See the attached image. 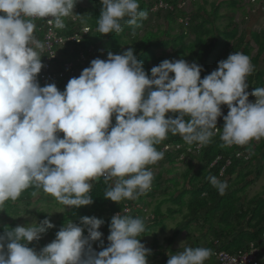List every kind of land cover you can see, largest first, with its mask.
Masks as SVG:
<instances>
[{
    "label": "clouds",
    "instance_id": "9594fccd",
    "mask_svg": "<svg viewBox=\"0 0 264 264\" xmlns=\"http://www.w3.org/2000/svg\"><path fill=\"white\" fill-rule=\"evenodd\" d=\"M76 2L0 0V207L30 187L53 197L64 211L90 206L93 182L100 179L107 186L105 200L136 201L152 187L149 166L164 158L156 146L169 134L199 146L217 133L224 147L264 139V87L248 91L254 67L242 52L229 54L201 79L203 69L196 62L165 59L149 76L134 49L109 51L63 91L54 83L41 86L37 77L46 44L35 35V21L50 18L49 24L64 29V18L79 16L73 13ZM100 4L97 31L102 35L120 33L125 24L139 28L149 15L139 0ZM208 181L225 194L226 181L216 176ZM103 224L95 216L66 221L39 251L29 245L55 227L50 219L6 228L0 233V264H147L152 253L141 243L142 218L113 215L106 247L99 231ZM94 242L102 250L95 251ZM167 255V264H205L213 251L185 246Z\"/></svg>",
    "mask_w": 264,
    "mask_h": 264
},
{
    "label": "trees",
    "instance_id": "16d2710c",
    "mask_svg": "<svg viewBox=\"0 0 264 264\" xmlns=\"http://www.w3.org/2000/svg\"><path fill=\"white\" fill-rule=\"evenodd\" d=\"M164 1L175 6L182 0ZM187 1L190 2L189 7L193 5L195 12H185L175 6L172 11L157 10L151 13L150 7L153 5V1L139 0L140 9L148 11V17L158 16L161 18L163 16L166 21L164 28L155 27L152 29L147 18L138 22L141 24L139 28H132L125 24L120 33L107 35H102L97 31V21L101 10L100 0H87V7L82 8L75 4L73 13L79 16L64 18L66 27L64 29L54 27V29L63 34L73 33L76 29L81 34V39L68 43L73 46V54L65 51L68 49L67 45L59 54V58H74L78 51H82L87 56L84 66L88 67L93 59H106L109 51L113 54H120L128 48H132L134 55L143 62L144 69L150 76L149 66L151 63L158 65L168 59L155 56V53L157 51L163 53V50L171 47L178 59L188 60L190 63L196 62L202 66L201 79H203L204 76L210 74L214 59L213 52L219 44L218 36L227 37L217 27L205 29L204 24H212L211 22L219 16L218 10L223 4L229 5L232 11L238 10L241 0L218 3L207 0ZM256 2L261 4L264 13V0H256ZM206 5L210 7L208 12L205 9ZM246 6L251 8L254 5L246 3ZM204 15L210 20L205 19ZM181 18L188 19L187 26L178 21ZM82 27L88 28L86 34H82ZM191 27L198 31L193 40L186 43L184 40L190 37ZM173 31L176 33L172 34ZM248 36L250 40L246 42H244V35L236 37L232 46L228 47L226 56L222 54L220 61L227 59L229 54L234 52H242L250 57L251 41L256 46L255 55L250 57L254 71L247 77L248 91L251 92L255 88L264 87V72L257 69L260 62L264 64V30L263 32L252 31ZM226 45L224 44V46ZM49 83L54 82L40 85L44 86ZM54 84L62 91L58 83ZM253 99L254 97H249L252 102ZM222 109V115H227V107L222 106ZM222 127L223 118L221 117L217 121V128L221 129ZM164 146H167V149L163 150ZM156 147L164 152V158L155 165L160 164L163 168L167 167L165 172L168 175L174 173L173 169L176 166H180L181 171L177 173L178 176H173L165 181L166 185H163L161 169L154 171L155 165H152L150 168L153 171L154 179L151 189L138 200L122 201L119 205L104 199L107 186L102 179L94 181L90 191L94 203L78 209H69L56 221L50 220L55 227L48 230L44 236L54 239L56 232L66 221L74 223L82 217L95 216L104 220L101 233L106 247L108 243L106 239L109 235V215L120 211L124 203H129L130 205L137 204L141 209L132 210L128 215L143 219L142 209L147 208L145 205L149 206L152 201L154 202L153 209L149 213L153 218L145 223L146 231L142 234L141 239L150 235L154 226L162 225L166 216L173 218L175 215H180V220L176 223L172 235L166 237L162 244L158 243L155 235L152 236L151 246L148 248L151 249L152 254L147 258V264H167V254L173 252V244L181 234L185 235L189 246L207 247L212 249L213 253L219 251L229 254L241 253L247 250L250 244H253L258 264H264V240L262 239L264 234V186L262 191L249 198H246L245 195L247 188L261 175L262 166H259V161H264V139L257 142L252 141L243 147L235 145L224 147L220 135L217 133L213 136L211 143L199 146L195 143L189 145L179 135L169 134L168 138ZM209 176H216L227 182L228 188L223 196L219 195L216 189L211 186L208 181ZM33 192L36 195L43 191L30 187L21 194L18 200L6 201L4 205H7L8 209L19 202L28 201L35 196ZM156 195L160 196L159 199L155 198ZM164 204L168 206L162 211L161 207ZM39 216L40 220L46 218L42 213ZM162 226L160 227L162 228ZM6 228L11 230L15 226L13 223L0 224V233H3ZM35 244L36 242H33L29 247L39 251L40 249L35 248ZM98 245L99 242L97 245L95 242L93 243V248L97 252L102 250ZM205 264H214V256L212 255Z\"/></svg>",
    "mask_w": 264,
    "mask_h": 264
},
{
    "label": "rangeland",
    "instance_id": "374dc122",
    "mask_svg": "<svg viewBox=\"0 0 264 264\" xmlns=\"http://www.w3.org/2000/svg\"><path fill=\"white\" fill-rule=\"evenodd\" d=\"M236 2L237 0H208V2ZM225 2V3H226ZM76 5L79 7H87L88 3L87 0H79L76 2ZM206 11L208 12L210 10L209 5L205 6ZM183 10V9H182ZM186 10L191 13L192 11L195 12V9L192 7H186ZM184 11V10H183ZM192 12V13H193ZM219 16L211 22L212 24H204V28H215L217 27L220 32H224L227 37L218 36L219 44L217 45V49L213 52V64L211 65V71L210 73L217 68L218 62L220 61V58L223 56H226L225 53H227L228 47L232 46L234 43V40L239 35H244V42L249 41L248 34L252 31H259L263 32L264 25L262 23V14L263 11L261 8H259V5L248 7L246 6V0H241L240 2V8L236 11H232L229 8V5L223 4L220 9L218 10ZM189 15V14H188ZM190 16V15H189ZM205 16V15H204ZM206 17V16H205ZM207 20H210V18H205ZM148 21L150 24V27L152 29L156 28H164L166 21L161 16V18L158 16H149ZM179 21V20H178ZM180 22V21H179ZM178 22V23H179ZM191 26V25H190ZM198 30L195 28V30L191 27V33L190 37L186 38L184 41L186 43L191 42ZM178 32V31H177ZM176 32L173 31L172 34H175ZM212 36L210 35V39ZM209 39V37H208ZM224 44H227L224 46ZM250 47L249 55L250 57H253L255 55L256 46L252 44L250 41ZM173 48H168L163 50V53L161 51H157L155 53V56H162L165 58H168V60H176L178 57L174 54ZM156 52V51H155ZM218 55V56H217ZM186 62L190 63V61L185 60ZM153 66H157L156 63H151L149 68L151 69ZM257 69L264 72V64L260 62ZM223 113V109H222ZM219 120V118H218ZM152 166V165H151ZM259 166H262L261 168V175L254 180V183L247 188L246 191V198L251 197L252 195L260 192L263 190L264 186V161H259ZM258 166V167H259ZM150 167V166H149ZM165 167V166H164ZM161 169L162 171V177H163V185H166V182L168 179L172 178L173 176H178L177 173L181 171L180 166H176L174 168V173L171 175H168L165 171L167 167L163 168L160 164L155 165L154 171H158ZM160 196L156 195L155 198L159 199ZM146 201H149V199H146ZM154 202H150L149 206L145 205L147 208L145 210L149 212L153 209ZM7 205H3L0 207V224L3 223H13L14 226H24L25 224H29L32 222L33 219H35L37 222L40 220V213L44 214L46 218L50 219L52 222L56 221L58 217L62 214H64L69 209H66L64 211V206L59 204L53 197L50 195L40 192L39 194H36L32 199L28 201L19 202L17 205L10 207L7 209ZM137 204L133 205V208H136ZM167 204L162 205L161 210L164 211L167 207ZM180 215H175L173 218H170L166 216V218L163 220L162 225L154 226L152 228V232L150 235H147L141 239V243L145 244L147 248L151 246L152 242V236L155 235L158 243L162 244L163 240L166 237H170L173 233V230L176 228V223L179 222ZM80 219L77 220L74 223H79ZM162 226V228L160 227ZM191 235V233H190ZM53 239H50L49 236H43L38 242L35 244L36 249H41L48 243H50ZM184 243V244H182ZM182 244V245H181ZM181 245V247H180ZM185 246H189V242H187V239H185V235L181 234L177 237L175 240L172 250L173 254L177 251H182ZM168 259V256H167Z\"/></svg>",
    "mask_w": 264,
    "mask_h": 264
},
{
    "label": "built area",
    "instance_id": "2783aa9c",
    "mask_svg": "<svg viewBox=\"0 0 264 264\" xmlns=\"http://www.w3.org/2000/svg\"><path fill=\"white\" fill-rule=\"evenodd\" d=\"M153 5L150 7V12L154 13L157 10H166V11H172L175 6L177 8L183 9L185 12H189L186 10V7L188 8L190 5V2L187 0H182L175 6L166 3L164 0H152ZM194 1V0H191ZM256 0H249L250 3H254ZM259 8L262 9L261 5H259ZM48 19H38L35 21L37 25V30L35 32V35L38 39H40L42 42H45L46 48L44 52L42 53V64L44 67L42 68L41 72L38 74V82L39 84H45L48 82H54L58 83L60 85L61 90L63 91L67 82L73 78L78 77L81 71L86 68L84 66V63L87 60V56L82 52L78 51L76 54V58L74 57H68V58H59V54L63 49L66 48L68 43L78 41L81 39V34L77 32L75 29L73 33L70 34H63L62 32H57L54 29L53 24L48 23ZM262 22L264 24V13L262 14ZM180 23H183L184 26L188 25V19H179ZM88 31L87 27H82L81 32L82 34H86ZM68 49L65 51L69 52V54H73V46L68 45ZM90 52V49H89ZM167 149V146L163 147V150ZM228 163V162H227ZM127 209V211H126ZM141 209L139 205L136 206V208H133V205H130L129 203H124L122 206V209L118 212H114L111 215H109V222L113 215L117 213L122 214H128L132 210ZM144 215L143 220L146 222H149L153 217L151 213L147 212L145 209H142ZM136 215V214H135ZM102 226L99 229L101 232ZM87 233L85 232V235ZM262 239L264 240V234L262 236ZM107 240V239H106ZM97 245V242H95ZM256 249L253 246V244H250L247 250H244L241 253H234L229 254L224 251L214 252V264H258V261L255 256Z\"/></svg>",
    "mask_w": 264,
    "mask_h": 264
}]
</instances>
